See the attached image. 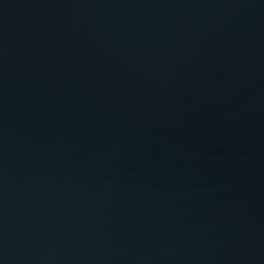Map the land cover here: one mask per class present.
Returning <instances> with one entry per match:
<instances>
[{
  "label": "water",
  "instance_id": "water-1",
  "mask_svg": "<svg viewBox=\"0 0 264 264\" xmlns=\"http://www.w3.org/2000/svg\"><path fill=\"white\" fill-rule=\"evenodd\" d=\"M0 264H264V0H0Z\"/></svg>",
  "mask_w": 264,
  "mask_h": 264
}]
</instances>
